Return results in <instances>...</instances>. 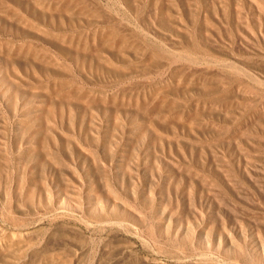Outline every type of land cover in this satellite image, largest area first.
Listing matches in <instances>:
<instances>
[{
    "label": "rangeland",
    "instance_id": "374dc122",
    "mask_svg": "<svg viewBox=\"0 0 264 264\" xmlns=\"http://www.w3.org/2000/svg\"><path fill=\"white\" fill-rule=\"evenodd\" d=\"M0 264H264V0H0Z\"/></svg>",
    "mask_w": 264,
    "mask_h": 264
}]
</instances>
